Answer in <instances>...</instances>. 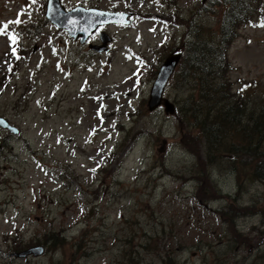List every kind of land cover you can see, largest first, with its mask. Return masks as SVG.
Here are the masks:
<instances>
[{
    "label": "rangeland",
    "instance_id": "1",
    "mask_svg": "<svg viewBox=\"0 0 264 264\" xmlns=\"http://www.w3.org/2000/svg\"><path fill=\"white\" fill-rule=\"evenodd\" d=\"M46 4L0 0V81L16 65L0 82V117L18 130L0 128V264H264V159L231 155L244 143L238 125L208 153L177 113L192 94L191 105L203 100L195 79L177 75L185 34L215 41L223 0H62L136 13L101 28L112 38L105 53L88 47L99 33L82 45L50 23ZM261 25L264 13L241 26L224 80L228 104L250 91L251 111L264 106ZM178 50L164 93L176 112H150L153 83ZM38 246L43 254L16 257Z\"/></svg>",
    "mask_w": 264,
    "mask_h": 264
},
{
    "label": "trees",
    "instance_id": "2",
    "mask_svg": "<svg viewBox=\"0 0 264 264\" xmlns=\"http://www.w3.org/2000/svg\"><path fill=\"white\" fill-rule=\"evenodd\" d=\"M223 5L226 8L220 19L219 34L215 41L212 40V36L205 38L200 29L198 31L193 29L185 34L183 40L185 58L177 75H186L195 79L194 90L203 100L202 103L191 105L189 101L193 100L192 94L177 113L185 121L193 120L196 123L195 126L200 134L205 137L208 153L214 152L216 148L217 134L238 125L244 143L239 146L240 149L235 150V154L231 152V155L251 154L264 159V106L258 108V111H251L246 106L245 100L250 99L248 95L250 91H241L239 101L228 104L227 99L230 102L233 97L224 85L226 75L231 70L228 56L230 46L239 36L242 25L252 23L257 14L264 13V0H223ZM18 45L20 52L21 45ZM15 68L16 65L0 81L2 86L7 87L10 83L16 73ZM247 110L251 112L248 113ZM254 145L255 151H250ZM261 173L263 178H260ZM257 178L264 179V165L257 170ZM227 221L233 224L235 219H227ZM61 240L65 242L63 237ZM51 241L55 245L59 237L53 236L47 241L48 245Z\"/></svg>",
    "mask_w": 264,
    "mask_h": 264
},
{
    "label": "water",
    "instance_id": "3",
    "mask_svg": "<svg viewBox=\"0 0 264 264\" xmlns=\"http://www.w3.org/2000/svg\"><path fill=\"white\" fill-rule=\"evenodd\" d=\"M205 1L207 0H204V2ZM132 16V13L112 12L95 8H84L82 6L67 10L62 5V0H47L45 14L48 21L58 29L65 30L72 39H80L81 44H85L101 27L112 24L130 25L132 23ZM100 38L102 45H90V49L103 53L108 50L107 45L112 42V38L106 32H102ZM181 57V53L171 54L161 66L160 72L150 91V99L148 101L150 112L164 107L167 114H175V105L164 97V93L172 75L175 73ZM0 128L12 134L18 133V130L2 117H0ZM44 251L45 248L43 246H38L16 255V257L25 258L31 255L38 256L43 254Z\"/></svg>",
    "mask_w": 264,
    "mask_h": 264
},
{
    "label": "snow or ice",
    "instance_id": "4",
    "mask_svg": "<svg viewBox=\"0 0 264 264\" xmlns=\"http://www.w3.org/2000/svg\"><path fill=\"white\" fill-rule=\"evenodd\" d=\"M34 2V0H33ZM15 23H20V21H15ZM262 27H264V25H261ZM5 28L7 27V25L4 26ZM0 34H2V31H0ZM11 39L15 40V37H12Z\"/></svg>",
    "mask_w": 264,
    "mask_h": 264
},
{
    "label": "flooded vegetation",
    "instance_id": "5",
    "mask_svg": "<svg viewBox=\"0 0 264 264\" xmlns=\"http://www.w3.org/2000/svg\"><path fill=\"white\" fill-rule=\"evenodd\" d=\"M134 15H136V13H134ZM94 36H95V35H94ZM99 38H100V35H99ZM100 44H101V42H100ZM109 46H110V45H109ZM109 50H110V47H108V51H109ZM108 51H107V52H108Z\"/></svg>",
    "mask_w": 264,
    "mask_h": 264
}]
</instances>
